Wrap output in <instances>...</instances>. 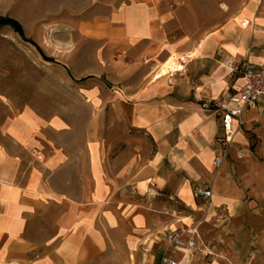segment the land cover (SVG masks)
I'll use <instances>...</instances> for the list:
<instances>
[{
	"label": "crops",
	"instance_id": "0c3cea01",
	"mask_svg": "<svg viewBox=\"0 0 264 264\" xmlns=\"http://www.w3.org/2000/svg\"><path fill=\"white\" fill-rule=\"evenodd\" d=\"M123 1L83 33L98 47L91 73L76 79L90 109L85 127L32 107L0 123V264H108L117 247L127 250L120 264H159L165 241L147 245L155 235L147 232V200H181L203 212L193 191L211 187L209 211L236 215L245 191L260 197L251 157L244 189L232 180L240 162L230 157L215 170L226 153L222 119L202 108L236 92L229 61L264 68L258 1ZM173 56L186 58L183 75L162 76ZM244 120L234 144L245 151L247 131L264 136L262 104ZM191 217L157 231L184 230Z\"/></svg>",
	"mask_w": 264,
	"mask_h": 264
},
{
	"label": "rangeland",
	"instance_id": "374dc122",
	"mask_svg": "<svg viewBox=\"0 0 264 264\" xmlns=\"http://www.w3.org/2000/svg\"><path fill=\"white\" fill-rule=\"evenodd\" d=\"M257 1V17L264 19V0ZM123 4V0H0V17L16 20L23 28L21 36L10 27L0 26V123L32 107L48 118L64 117L71 127H85L90 109L83 86L76 79L91 73L98 47L83 33L91 25L107 21ZM246 138L249 148L243 151L248 156L238 160L232 151L227 159L231 157L242 165V171L232 176L239 189H244L246 175L249 177L252 170L258 179L254 187L260 197L252 198L257 194L245 191L240 205L244 210L236 215L225 209L211 213L210 200H200L203 212H193L181 200H147L152 210L147 232L155 233L147 245L157 237L165 238L157 230L171 220L192 216L200 241L216 255L213 264H264V136L247 131ZM250 157L257 166L251 170L245 166ZM155 248L158 246L148 248L149 254ZM111 251L108 264H120L126 258L125 248ZM144 260L148 263L147 258Z\"/></svg>",
	"mask_w": 264,
	"mask_h": 264
},
{
	"label": "built area",
	"instance_id": "2783aa9c",
	"mask_svg": "<svg viewBox=\"0 0 264 264\" xmlns=\"http://www.w3.org/2000/svg\"><path fill=\"white\" fill-rule=\"evenodd\" d=\"M250 55H252L250 53ZM183 69L170 75L184 73ZM230 75L236 78V92L225 102L203 103L202 108L212 110L221 115L223 128V142L226 146L225 156L217 158L214 163L216 171L220 170L229 153L234 151L238 158L244 159L245 152L235 146V138L244 127V114L257 109L261 104L264 112V68L258 67L247 60L242 65L228 62ZM34 156L42 160V154ZM213 195L211 187H196L193 197L196 200H210ZM165 250L159 264H213L216 255L200 241L198 228L195 225L184 230L168 233L165 238ZM179 256V257H178ZM181 256V257H180Z\"/></svg>",
	"mask_w": 264,
	"mask_h": 264
},
{
	"label": "bare ground",
	"instance_id": "6f19581e",
	"mask_svg": "<svg viewBox=\"0 0 264 264\" xmlns=\"http://www.w3.org/2000/svg\"><path fill=\"white\" fill-rule=\"evenodd\" d=\"M238 25L242 29H247L250 26V21L248 19L238 20ZM185 60H186V58H179L177 56H173L161 68L160 74L162 76H166V75H169L171 73L178 72V71L182 70L183 69V63H184L182 61H185ZM180 61L182 63H180ZM214 264H216V262Z\"/></svg>",
	"mask_w": 264,
	"mask_h": 264
},
{
	"label": "trees",
	"instance_id": "16d2710c",
	"mask_svg": "<svg viewBox=\"0 0 264 264\" xmlns=\"http://www.w3.org/2000/svg\"><path fill=\"white\" fill-rule=\"evenodd\" d=\"M0 26H7L13 29L16 33L20 34L23 36V28L22 26L16 21L11 18H4L0 17ZM26 42H29V40H25ZM50 62H55L53 59H47ZM88 79V78H86ZM86 79H82L80 82L85 81Z\"/></svg>",
	"mask_w": 264,
	"mask_h": 264
}]
</instances>
